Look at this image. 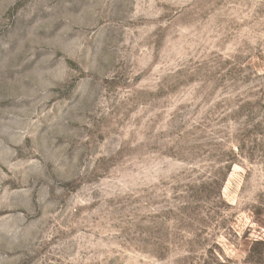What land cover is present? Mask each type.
Instances as JSON below:
<instances>
[{"label":"rangeland","instance_id":"rangeland-1","mask_svg":"<svg viewBox=\"0 0 264 264\" xmlns=\"http://www.w3.org/2000/svg\"><path fill=\"white\" fill-rule=\"evenodd\" d=\"M0 264H264V0H0Z\"/></svg>","mask_w":264,"mask_h":264}]
</instances>
